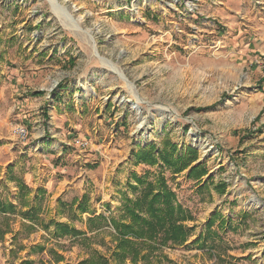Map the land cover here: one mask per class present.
I'll return each instance as SVG.
<instances>
[{"label":"rangeland","instance_id":"1","mask_svg":"<svg viewBox=\"0 0 264 264\" xmlns=\"http://www.w3.org/2000/svg\"><path fill=\"white\" fill-rule=\"evenodd\" d=\"M55 2L65 18L48 0H0V195L15 201L13 177L28 199L42 188L41 218L86 236L8 232L0 264L109 257L113 229L90 231L76 205L84 197L94 215L115 216L131 174L160 171L191 215L190 236L122 264H264V0ZM168 142L195 149L208 173L136 163L139 148ZM215 211L230 220L212 226L224 240L202 247ZM19 224L9 216L8 229Z\"/></svg>","mask_w":264,"mask_h":264},{"label":"trees","instance_id":"2","mask_svg":"<svg viewBox=\"0 0 264 264\" xmlns=\"http://www.w3.org/2000/svg\"><path fill=\"white\" fill-rule=\"evenodd\" d=\"M36 94H42V92ZM175 151L176 148L171 142L166 143L162 150H158L154 144H148L139 148L134 156L136 163L157 165L160 161L158 165L169 168L173 175L186 170V177L192 180L200 179L208 173V169L203 163H194L198 158L195 149L187 147L181 154H176ZM10 168L8 166V172ZM131 175L134 183H128L130 194L128 192L122 193L120 207L115 216L106 218L102 213L94 215V211L88 209L84 197H81L76 205L78 213L91 214L85 221L90 231L111 226L115 240L110 248L109 257L100 254L96 249H92L91 254L78 264H111V261L115 264H122L126 260L130 262L143 261L162 248H176L188 240L191 228L184 222L191 220V215L178 201L175 192L168 187L161 171L154 178H150L147 172L143 175L137 173ZM209 178L211 179V177ZM11 180L14 181L17 189L15 201L0 195V241L4 238L5 233L11 232L13 234L12 240H14L24 231L32 233L38 227L51 232L56 238L71 236L78 240L86 236V233L80 229L54 218L44 221L41 218L40 206L44 190L42 188L37 189L36 195L28 199V193L31 189L25 182L16 177ZM203 185H200L199 188ZM9 216L20 217V229L14 232L8 229ZM77 216L73 215V217ZM216 220H219L220 228L223 225L228 226L230 221L229 219L227 222L223 221L220 213L215 211L208 218L204 233L200 234L196 240V242H200V246L203 247L205 241L209 239L214 242L215 239L217 242L224 240L212 229ZM51 226H53L52 230L50 229ZM216 247L209 245L207 251L214 250ZM31 250L41 252L44 250V246L35 244ZM57 256L58 261L63 259L62 256Z\"/></svg>","mask_w":264,"mask_h":264},{"label":"bare ground","instance_id":"3","mask_svg":"<svg viewBox=\"0 0 264 264\" xmlns=\"http://www.w3.org/2000/svg\"><path fill=\"white\" fill-rule=\"evenodd\" d=\"M48 1L50 2L54 12H56L60 17H63V18L66 17V15H64L63 13H60V7L56 4L55 0H48ZM63 20H65V19H63ZM69 24L71 25V27L77 28L76 20H71V22H69ZM206 151H207V149L205 148L204 152H206Z\"/></svg>","mask_w":264,"mask_h":264},{"label":"built area","instance_id":"4","mask_svg":"<svg viewBox=\"0 0 264 264\" xmlns=\"http://www.w3.org/2000/svg\"><path fill=\"white\" fill-rule=\"evenodd\" d=\"M18 132L20 133V135H24V134H25V132H24V130H23L22 128H20V129L18 130Z\"/></svg>","mask_w":264,"mask_h":264},{"label":"crops","instance_id":"5","mask_svg":"<svg viewBox=\"0 0 264 264\" xmlns=\"http://www.w3.org/2000/svg\"><path fill=\"white\" fill-rule=\"evenodd\" d=\"M59 106H61V103L58 104ZM64 106V105H63ZM58 197V194L56 195V198Z\"/></svg>","mask_w":264,"mask_h":264}]
</instances>
